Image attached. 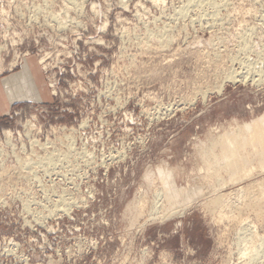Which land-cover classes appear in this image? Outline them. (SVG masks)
<instances>
[{"label":"rangeland","instance_id":"obj_1","mask_svg":"<svg viewBox=\"0 0 264 264\" xmlns=\"http://www.w3.org/2000/svg\"><path fill=\"white\" fill-rule=\"evenodd\" d=\"M28 58L48 99L0 118V264H264L263 150L238 184L202 156L264 117V0H0V77Z\"/></svg>","mask_w":264,"mask_h":264},{"label":"bare ground","instance_id":"obj_2","mask_svg":"<svg viewBox=\"0 0 264 264\" xmlns=\"http://www.w3.org/2000/svg\"><path fill=\"white\" fill-rule=\"evenodd\" d=\"M190 1V0H189ZM197 1V0H196ZM192 4V3H191ZM196 4V3H195ZM213 4V3H212ZM204 6V5H203ZM198 8V7H197ZM183 12V11H182ZM184 14V13H183ZM201 17H203V16H201ZM248 46V45H247ZM232 57V56H231ZM42 61V60H41ZM43 62V61H42ZM1 64V63H0ZM247 66V65H246ZM251 67V66H250ZM248 70V69H247ZM252 71V70H251ZM245 73V72H244ZM246 74V73H245ZM234 75H236V74H234ZM244 75V74H243ZM247 78V77H246ZM260 78V77H259ZM235 80V79H234ZM264 116V115H263ZM224 131V130H223ZM232 132V131H231ZM245 134V135H244ZM6 135L8 136V132L6 133ZM223 135H225V133L223 134ZM222 135V137L223 138H221V139H219V137H218V141L216 140L215 142H213V144H214V147H215V145L216 146H218L217 144H219V146H221V147H218V148H220V150L219 151H221L220 153H219V155H218V153H217V156L215 155H213V154H215L214 152L215 151H213V154H211L212 153V150H211V148H213L214 149V147H213V145L211 144V146L212 147H210V151L209 150H206L207 151V153L206 154H204L205 153V150H204V153H203V155L202 156H206V158H207V160L210 162V161H212V162H210V164H211V166H215V168L216 167H218L219 168V170L220 169H225L226 171H227V174H228V172H230V177H229V180L231 181V183H233V184H235V183H241V182H243V181H245V180H247L248 178L250 179V177L252 176V173L254 172L253 170L255 169V167H254V169H253V166H252V164L250 165V158H254L255 156H253V152H255V153H257V150L256 149H258V152H260V150H263V151H261V153L260 154H262L263 152H264V148L262 149L261 147H263L264 146V117H262V118H260V119H257L256 121H254V122H252V124H250V125H245V126H243V127H241V128H237V131L235 132V133H233V134H231V136H223ZM248 145V146H247ZM249 145H250V149H252V147H254L253 149V151L251 150V152L253 153V154H250L249 152V154H245L244 155V153H245V147L247 146V147H249ZM204 147V146H203ZM206 147V146H205ZM258 147V148H257ZM216 150V149H215ZM244 150V152L242 153V151ZM202 151V150H201ZM201 153V152H200ZM247 153V152H246ZM66 154V153H65ZM258 154V153H257ZM209 155H212L213 157L211 158ZM252 155V157H250ZM262 155H264V154H262ZM262 155H259L260 157H262ZM66 156V155H65ZM258 156V159L260 158ZM199 158V157H198ZM201 158V157H200ZM199 158V159H200ZM204 159V161H207V160H205V157H203ZM202 159V158H201ZM210 159H212V160H210ZM50 160V159H49ZM55 160V159H54ZM252 161H253V159H252ZM40 162H42V161H40ZM45 162V161H44ZM47 162V161H46ZM58 162V161H57ZM28 163V162H27ZM49 163V162H48ZM53 163H55V162H53ZM258 163V162H257ZM260 164H259V168L261 169V171L260 172H264V156L261 158V162H259ZM51 164V163H50ZM56 165V164H55ZM204 165H206V164H204ZM208 166H209V163H208ZM53 167V166H52ZM50 168V167H49ZM207 168V167H206ZM213 169H214V167H212ZM218 168H217V171L214 169L213 171L215 172L216 171V173H218L219 172V170H218ZM258 168V167H257ZM256 168V169H257ZM255 169V170H256ZM203 170V169H202ZM206 170H208L209 171V169L207 168ZM211 170V169H210ZM201 171V170H200ZM207 171V172H208ZM226 171H222V172H225L226 173ZM202 172V171H201ZM166 173V172H165ZM191 173V172H190ZM198 173H199V171H198ZM202 173H205V172H202ZM210 173V172H209ZM220 174H221V172H219ZM218 173V174H219ZM208 174V173H207ZM206 174V175H207ZM215 174V173H214ZM260 174V173H259ZM165 175V174H164ZM167 175V174H166ZM163 176V175H162ZM208 176V175H207ZM215 176H219V175H215ZM228 176V175H227ZM211 177H212V175H211ZM253 177V176H252ZM162 178V177H161ZM205 178H207L206 176H205ZM215 178H217V177H215ZM160 179V178H159ZM158 179V180H159ZM221 179V178H220ZM157 180V179H156ZM157 180V181H158ZM172 180V179H171ZM203 180V179H202ZM216 180V179H215ZM228 180V183H230V181ZM148 181V180H147ZM156 181V182H157ZM166 181V180H165ZM224 181V180H223ZM222 181V182H223ZM152 182V181H151ZM158 182H160V181H158ZM161 182H162V180H161ZM168 182H169V179H168ZM204 182V181H203ZM213 182V181H212ZM217 182H218V180H217ZM222 182H219V183H222ZM176 183V182H175ZM225 184L227 183V181L226 182H224ZM224 183L222 184V185H224ZM152 184V183H151ZM159 184V183H158ZM163 184V183H162ZM161 184V185H162ZM212 184H214V183H212ZM217 183H215V185H216ZM166 185V184H165ZM214 185V186H215ZM220 185V184H219ZM218 185V186H219ZM222 185H220L221 187H223ZM227 185V184H226ZM226 185H224V187L226 186ZM230 185V184H229ZM217 186V185H216ZM219 186V187H220ZM231 186H232V184H231ZM223 187V188H224ZM167 189H168V187H167ZM187 189V188H186ZM215 189V188H214ZM217 189H219V188H217ZM239 189V188H238ZM180 190V189H179ZM184 190V189H183ZM157 191V190H156ZM164 191V190H163ZM162 191V192H163ZM167 191V190H166ZM165 191V192H166ZM160 193H161V191H159ZM165 192L164 193H162V194H164V196H165ZM175 191H173V194L171 195L170 193L171 192H169L168 194H170L171 195V197H176V193H174ZM181 192H183L182 190H181ZM181 192H178V193H181ZM212 192V191H211ZM235 192V191H234ZM239 192H240V194H239V198H241V194L242 195H244V196H246V197H248L249 196V198H250V196H252L251 198H255L254 200H256L260 205H262L263 206V208H264V184L262 183V182H252V183H250V184H248V185H246V186H244V187H241L240 189H239ZM184 193V192H183ZM199 193V192H198ZM214 193V192H213ZM156 194H158V192L156 193ZM162 194H158L159 196L160 195H162ZM166 194H167V192H166ZM235 194H238V192H235ZM180 195V194H179ZM198 195H200V194H198ZM212 195V194H211ZM228 195V194H227ZM159 196H157V197H159ZM167 196V195H166ZM169 196V195H168ZM220 196H222L223 197V199H224V196L223 195H220ZM161 197V196H160ZM163 197V196H162ZM174 197V198H175ZM180 197V196H179ZM229 197V196H228ZM228 197H226V198H228ZM166 198H168V197H166ZM177 198V197H176ZM216 198V197H215ZM215 198H212V199H214L215 200ZM220 197H218L217 199H219ZM160 199V198H159ZM248 199V198H247ZM168 200V199H167ZM170 200V199H169ZM166 201V202H170V201ZM214 200H211V201H213V202H215V203H211L212 204V206L214 205V207H215V205H216V207H218V205H220L221 204V202L220 201H214ZM220 200V199H219ZM224 200H226V199H224ZM224 200H222L223 201V203H224ZM229 200V199H228ZM227 200V201H228ZM242 200V199H241ZM245 200V199H244ZM250 200V199H249ZM162 201V200H161ZM163 201H164V199H163ZM248 201V200H247ZM251 201V200H250ZM147 202V201H146ZM166 202H164V203H166ZM220 202V203H219ZM255 202V201H254ZM176 203V202H175ZM188 203H189V201H188ZM222 203V205H224ZM226 204H229V203H227V202H225ZM257 203V204H258ZM138 204V203H137ZM144 204V203H143ZM161 204H162V202H161ZM170 204H172V203H170ZM210 204V203H209ZM208 204V205H209ZM248 204V203H247ZM250 204V203H249ZM173 205V204H172ZM186 205V204H185ZM191 205V204H190ZM207 205V206H208ZM221 205V207H224V206H222ZM244 205V204H243ZM251 205V204H250ZM250 205H249V207H250ZM157 206V205H156ZM156 206H155V209H157L156 208ZM165 206V205H164ZM164 206H162L161 205V207L162 208H164V211H165V207ZM189 206V204L187 205V207ZM229 206V205H228ZM248 206V205H247ZM253 206H254V204H253ZM257 206V205H256ZM160 207V206H159ZM214 207H211L212 209L214 208ZM252 207V206H251ZM250 207V208H251ZM255 207V206H254ZM259 207H261V206H259ZM161 208V209H162ZM183 208V207H182ZM208 208H209V206H208ZM225 208H227V206L225 205ZM224 208V209H225ZM230 208V207H229ZM258 208V207H257ZM142 209V208H141ZM145 209V208H144ZM169 209V208H168ZM185 209H186V206H185ZM184 208H183V210H185ZM204 209V208H203ZM219 209L221 210V208H220V206H219ZM256 209V208H255ZM163 210V209H162ZM179 210V209H178ZM181 210V209H180ZM207 210V209H206ZM210 210V209H209ZM217 210V209H216ZM257 210V209H256ZM261 210V209H260ZM259 210V211H260ZM153 211H156V210H153ZM163 211V212H164ZM177 211V210H176ZM212 211V210H211ZM215 211V210H214ZM222 211V210H221ZM258 211V212H259ZM150 212H151V210H150ZM167 212H169V211H167ZM178 212V211H177ZM261 212V211H260ZM172 213V212H171ZM256 213V212H255ZM167 214V213H166ZM174 214V213H173ZM264 214V213H263ZM262 216V215H261ZM264 216V215H263ZM258 217H259V215H258ZM256 237V236H255ZM253 239H255V238H253L252 237V240ZM251 240V241H252ZM262 241H264L263 239H262ZM252 242H250V244H249V246L250 245H252L253 247H254V240H253V243L251 244ZM264 245V244H263ZM250 248V247H249ZM255 248V247H254ZM251 249H252V247H251ZM253 250V249H252ZM254 251V250H253ZM253 251H252V254H253ZM250 255H251V252H250ZM254 255H252V257H253ZM248 258L250 259V257H249V255H248ZM248 259V260H249ZM251 261H252V258H251ZM250 261V262H251ZM249 262V263H250ZM249 263H246V264H249Z\"/></svg>","mask_w":264,"mask_h":264},{"label":"crops","instance_id":"obj_3","mask_svg":"<svg viewBox=\"0 0 264 264\" xmlns=\"http://www.w3.org/2000/svg\"><path fill=\"white\" fill-rule=\"evenodd\" d=\"M48 92L38 62L28 58L11 74L0 77V118L7 116L14 104L42 103Z\"/></svg>","mask_w":264,"mask_h":264}]
</instances>
